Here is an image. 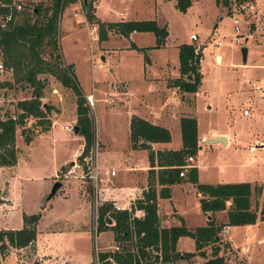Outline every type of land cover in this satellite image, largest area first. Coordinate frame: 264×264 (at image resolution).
<instances>
[{"label": "rangeland", "instance_id": "374dc122", "mask_svg": "<svg viewBox=\"0 0 264 264\" xmlns=\"http://www.w3.org/2000/svg\"><path fill=\"white\" fill-rule=\"evenodd\" d=\"M177 1L86 0L83 3L82 0H76L59 14L55 28V51L52 52L47 45H43L40 49L39 55L44 61L52 62L57 56L56 62L59 67L62 69L67 67L72 72L83 96L92 94L94 97V107H90L85 100L89 107L95 143L100 141L105 145L104 153L97 145L101 167L113 165L115 158L120 165L127 164V167H124L127 170L131 167L147 166V159L143 154L136 155L135 158L132 156L129 161L126 158L130 156L129 152L124 151L127 147V129L122 116L123 111L117 107V98L111 94V87H116L115 85L120 81H134L124 92L128 105L136 107L139 103H145L148 108L155 107L160 99L164 100L162 93L159 94L164 87L158 81L149 83L142 79L145 63H147L146 47L156 45L155 36L151 33H136L128 38L108 31L106 32L107 41L101 43L102 53L98 45L99 41L91 39L90 35L88 40L86 35L91 28H97L95 23H89L84 18L86 4H90L92 9L93 4L96 6L95 14L98 18L94 15L93 17L99 23L151 21L158 28L164 29L163 37L157 41L159 43L155 49L158 50L150 56L154 65L147 69L146 75L149 73L152 77L159 78L160 74L167 71L166 64L170 65L169 70L173 65L177 66V50L180 45L190 43L194 47L203 48L200 68H198L202 78L201 94L196 97L191 112L196 117L199 132L204 136L209 130L231 134L248 129L247 131L256 134L264 129L262 119L264 91L260 94V89L264 88V0H251L249 2H251L252 10L241 11L242 16L238 25L239 37L236 43L231 36L233 33L231 9L217 5L215 0H187L189 5L183 12L176 7ZM24 2L26 3L25 13H29L35 6L48 7L50 4L49 0H24ZM182 5L184 2H181L180 7ZM92 11L94 14V9ZM120 13L122 16L119 15ZM18 15L15 14L14 21L19 20ZM36 18L32 17V19ZM95 32L93 35H97V29ZM190 34L195 35L197 40L190 41ZM215 41H220L221 45L215 47L213 45ZM241 48L246 50L244 63H242ZM214 54L220 59L218 64L215 63ZM100 57H104V61H101ZM0 63L3 64L1 54ZM98 65L101 68H97ZM36 78L44 87L39 101L42 105L41 109L48 108L45 116L47 121L51 122V128L48 132L45 130L43 131L45 133L40 134L45 125H40L38 119L29 118L23 127L15 130L14 149L16 152L20 151V155L14 175L18 179H15L11 186L24 212L32 214L41 211L35 240L36 252L44 260V264H97L98 254L122 252L124 249L135 251L133 241H114L113 234L109 230H104L102 233L97 230L96 241H93L89 202L87 206L84 201L81 203L79 200L81 183L73 178H63L60 172L63 170V168L60 170L62 163L65 160L68 161L71 154L83 143L79 135L63 131L64 126L75 125V98L70 90L62 87L52 76L38 74ZM0 83H5V86L0 88V120H4L6 117H15L18 114L15 108L16 103L30 99L32 89L21 81L15 82L11 70L4 66L0 72ZM165 98L171 104H176L178 101L174 96L169 97L168 93H165ZM243 110L247 112V116L242 115ZM168 126L173 130L172 125ZM172 132L170 146H177L180 142L179 133ZM38 134H40L39 137H37ZM262 136L264 138V132ZM25 138H29V145L24 143ZM201 146L204 155L196 158L194 165L201 167V179L204 184L212 183L211 185L214 186L264 181V164H258L257 172L251 173L256 166L247 164L242 159L239 162H243L244 168L237 170V176L231 179L219 177L220 172L216 173V171L220 168L213 170L211 162L217 156L221 158V155L217 153V150L212 151L210 147L214 146L209 144ZM263 147L261 144L255 147L262 158H264ZM229 153L226 154L225 161L237 167L232 157L235 155L231 156ZM103 154L106 155V164ZM199 159H201L200 164H198ZM1 174L0 172V190L4 185L2 181L9 177V170ZM126 180L127 178L124 181ZM54 183H59L60 188L48 201L47 196ZM182 187L184 192L180 187H174L171 204H165L164 213L169 214L173 210L176 215L169 218L167 222L179 225L183 221L193 230L200 228L204 224V217L197 199L189 185ZM253 187L256 191H252L250 196V209L256 212V220L263 221L264 218L259 215L264 207L263 194L261 191L258 193L257 190H262L264 185L255 184ZM123 188L127 189V186L124 185ZM185 191L186 194H184ZM44 205L47 210L45 207L40 210ZM120 205L124 204L120 203ZM54 222L61 224L60 231L44 230ZM105 224L103 227H107L106 229L112 227L114 225L112 218ZM257 225L252 228L254 230L252 238L245 235L246 226L229 229L230 233L225 239L221 234L220 255L229 261L228 264H241L242 261L238 259V256H245L249 264H264V221L258 222ZM229 244L238 256L228 248L225 249ZM211 248L209 244V251L205 250V253L210 255ZM244 248L247 249L245 254L242 253ZM177 249L183 253L195 252L193 241L188 237L179 239ZM151 254L157 255L158 259L156 262L151 260L148 264H166L160 262L158 253L151 251ZM34 255V248L16 252L15 263L41 264L40 259ZM178 260L174 263L176 264ZM200 262V257L194 255L187 261L179 260L178 264H200Z\"/></svg>", "mask_w": 264, "mask_h": 264}, {"label": "trees", "instance_id": "16d2710c", "mask_svg": "<svg viewBox=\"0 0 264 264\" xmlns=\"http://www.w3.org/2000/svg\"><path fill=\"white\" fill-rule=\"evenodd\" d=\"M48 7L41 5L31 8L29 13H19L17 18L5 28H0V54L2 67L11 70L15 82H23L32 89L31 97L28 100L18 101L15 108L18 114L15 117H6L0 120V167H11L15 164L16 151L14 149V133L17 128L23 127L29 118L38 119L40 125H45L42 131L50 127V122L46 119L47 107L41 109L40 98L42 97L43 84L36 76L38 74H48L64 88L70 90L75 98V125L78 133L83 139V154L94 144V129L89 118V107L86 105V98L80 91L72 72L67 68H60L56 62L44 61L39 53L43 45L50 47L51 51L56 49L55 28L60 12L76 0H49ZM251 1V0H246ZM6 0H0L4 4ZM181 2L184 5L180 7ZM217 5L222 7L226 3ZM188 1L178 0L176 7L183 12L188 7ZM5 10L0 6V16ZM37 17L32 19V17ZM84 18L89 23H95L98 31V41L106 39V32L113 31L116 34L126 37L131 32L151 33L158 39L162 38L165 31L158 28L154 22H118L99 23L93 17L90 4L85 5ZM201 50L195 51L192 45H180L178 47V72L179 78L169 81L173 87L180 92L194 94L200 85V74L198 72L201 59ZM5 83H0V88ZM9 86V85H8ZM24 129L22 128V131ZM129 143L132 149H143L149 151L151 143H167L170 139L166 129L151 125L144 120L131 117L128 125ZM179 131L181 149L157 153L158 162L167 169L157 171V183L164 186L158 193L160 198H168L169 190L167 186L175 184L180 172V167L184 166L183 158L193 156L196 153V123L192 118L179 119ZM29 138L24 139V143H29ZM148 162L152 164V154L148 152ZM168 164V165H167ZM62 170V169H61ZM188 180L195 185L199 194L203 197L199 199L200 211L210 217L206 226L194 230L187 229L181 222L178 227L160 229L156 216V194L153 184L148 183V189L143 193L141 200H137L134 209L141 210L143 216L140 218H129L126 211L110 213L114 225L106 229L103 227L106 222L105 213L110 211V205H103L99 208L98 232L109 230L113 234L114 241H133L135 251L124 249L122 252H112L97 255V264H148L157 255L151 254L154 251L159 254L160 262L170 264L177 259L189 260L193 253L175 252V243L180 237H188L193 241L196 255L203 259L201 264H226V259L220 255L221 226H215L212 215L216 212H226L227 226H249L256 222V212L250 209V196L252 191L247 183L238 184H218L200 185L197 184L194 169H190ZM150 174H152L150 172ZM185 177V176H184ZM182 178V177H181ZM263 194L262 190L257 192ZM226 203L228 205L226 206ZM132 208V209H133ZM259 215L264 218V207ZM40 218V214L22 215V228L15 231H0V256H4L8 247L16 250L32 248L35 239V226ZM132 243V242H131ZM219 243V244H217ZM211 245L209 257H205L202 249ZM216 244V246H214ZM214 246V247H213ZM228 245L225 247L227 248ZM146 260V261H145Z\"/></svg>", "mask_w": 264, "mask_h": 264}, {"label": "crops", "instance_id": "0c3cea01", "mask_svg": "<svg viewBox=\"0 0 264 264\" xmlns=\"http://www.w3.org/2000/svg\"><path fill=\"white\" fill-rule=\"evenodd\" d=\"M221 6V5H220ZM93 9H94V16H96L95 14V9L96 6H94L93 4ZM92 9V10H93ZM187 9V8H186ZM120 16H122V14H119ZM96 18H98L96 16ZM133 21V20H131ZM120 22H125V21H120ZM108 23V22H107ZM118 23V22H117ZM137 32H131L127 37L129 38V36L135 35ZM118 35V34H116ZM191 35V34H190ZM108 36L106 35V39L103 41H99V48L101 49V52L103 53V48L101 46V43H104L105 41H107ZM190 40V39H189ZM131 44H133V46H135L136 48H138L135 43H133L132 41H130ZM188 45H192L188 43ZM194 47V46H193ZM155 46H148L146 47L147 51L145 52V60H147V63H145V69L143 72V80H147L149 83H151V81H158L159 84H163L164 90L160 91V93H162V96L164 97V100H159L158 103H156L155 107H150L148 108L147 106H145L146 104H138V106H132V105H128V101H127V96L124 94V92L129 89L131 82L134 81H120L118 82L113 88V86L111 87V91L113 95H115V97L117 98V107L121 108L122 112V116L124 117V123H125V127L127 129V147H125V152H129L130 156H126L127 160L129 161V158L132 159V156L139 155V154H143L145 156V158L147 159V166H143L140 168H129L130 170H127L124 167H127V164L125 166H122L119 164V162L116 160H113V165H109L106 166V168L113 170L116 172V177L113 180V185L111 187H109V189L106 191V195H105V199L107 200L106 205H110L109 203L114 202L116 205H119L122 208H126V207H134L135 202L137 200H141L143 197V193L146 192V190L148 189V183L149 184H153L154 189H155V194H156V216L158 219V227L160 229H168L170 227H178L179 225H173L172 222L168 223L167 220L171 217H176V215L174 214V211L172 210L171 213L167 214L164 213L163 209L165 207V204H171V197H172V190L174 187L178 186L181 188V191L184 192V189L182 186L185 185H189L191 192L194 193V196L197 199V203L199 201L200 198L203 197L202 194H199L195 188V185L190 183L188 178V175L190 176V169H194L195 171V175H196V180H197V184L200 185H211V184H204L202 182L201 179V167H199V165H194L196 158H201L204 155V150L202 149L201 145H206L208 143H206V141L208 140H212L215 139L217 137H223L224 138V145H221L220 143H211L209 145L214 146V147H210L212 148V151H216L217 153L221 155V158H219V156H217L216 158L213 159V161L211 162V168L214 170H216L217 167H219V171H216V173H219V177H227V178H233L235 176H237V170L239 169H243V162H246L247 164L250 165H255L256 167L254 169H252L251 173H256L257 170V165L258 164H264V158L261 157V154L259 152L256 151L255 147H259V145L261 144L262 146H264L263 143V136L262 133L264 132V129L258 131L256 134L254 132H250V131H241L238 133H226V132H220V131H216V130H209L205 136L204 134L199 132L198 129V125H197V121H196V117L194 116V113H192V108L194 107V103H195V99L196 97L200 96L201 91V80H200V85L196 91V93L194 94H188V93H183L180 92L176 87H173L171 85V83L169 81L172 80H176L179 78V72H178V64L177 66H172V69L169 67L170 65L166 64V66L168 67L167 71H164V73L160 74V77H152L149 73H147V75L145 74V72L147 71L148 68H150L152 65H154V63H152L150 56L154 51H157L158 49H155ZM195 51L197 50H201V56H202V47L201 46H197L194 47ZM105 54V52H104ZM142 55V53H141ZM144 56V55H143ZM101 61H104V57H100ZM177 59H178V50H177ZM202 59V57H201ZM200 59V61H201ZM214 59H215V63L218 64V62L220 61L219 57L214 54ZM200 63V62H199ZM200 68V67H199ZM171 71V72H170ZM111 72V71H109ZM174 72V75H173ZM172 73V74H171ZM147 76H145V75ZM173 75V76H171ZM202 79V78H201ZM260 94H263L262 92L264 91V88L260 89ZM169 94V97H176L177 98V102L176 104H171L168 102L167 98H165V93ZM161 96V97H162ZM86 98V100L88 99V97H91L92 99V107H94L95 103H94V97L92 96V94H87L84 96ZM188 100H190L189 102H187ZM247 103H248V99H247ZM107 104H109V101H107ZM143 107H140L142 106ZM247 116V115H245ZM131 117H137L140 118L142 120H144L145 122L154 125V126H158L161 128H164L168 131L170 139L167 143H151L149 144V151L147 150H143V149H132L129 143V130H128V125H129V121L131 119ZM180 118H192L195 120L196 123V154H195V158L194 156H190L192 158L191 162H186V158L188 157H184L183 158V163L184 165H188L189 168L186 170L185 173V177H180L177 182L175 184H172L170 186H167V189L169 190V195L168 198H160L158 196L159 191L164 187L161 185H158L157 183V171L161 170V169H167L168 167H165L163 165L166 164H160V162H158L159 157H157V153H164V152H169V151H178L181 149V140L179 142V145L177 143V146H170L171 143V134L173 133L172 131H177L179 133V137H180V131H179V119ZM262 119L264 120V116L262 117ZM168 125H172V129L170 128V126ZM51 128V122H50V127L48 128V130H46L45 132H48ZM64 131V130H63ZM45 132H40L41 133H45ZM67 133V132H66ZM40 134L37 135V137L40 136ZM77 135V134H75ZM29 145V144H27ZM97 145L99 147H101L100 149L103 151L105 150V145L102 144L100 141H98ZM83 143L81 145H79L76 150L71 154L70 159L67 161L65 160L60 168V170L62 168H64V166L66 164H68V162L70 163V161L76 157V155H78L82 149ZM232 149V150H231ZM203 150V151H202ZM222 150H224L222 152ZM231 150V151H230ZM262 150L264 151V147L262 148ZM148 152L152 154L153 157V162L152 164H149L148 162ZM230 152V153H229ZM231 154L235 155L232 156L234 159V163L237 164L236 166H232L231 163L226 162L225 161V157L226 154ZM20 155V151H18L16 153V160H15V164L14 166L11 167H0V172L2 173L1 175H3V173H5V171L7 172L9 170V177L4 179L3 182V186L2 189L0 190V231H15V230H20L22 228V215H32V214H40V218L35 226V239L34 242L32 244V248H34V253L36 257H38L40 259L41 264H44V260L41 259L40 255L36 252L35 250V240H36V236L38 234L37 228H38V224L39 221L41 220V211L40 212H36V213H32V214H27L26 212H24V209H22V204L20 201L17 200L16 196H14L13 191L11 190V186L13 184V182L15 181V179H18L15 175V169L17 168V161H18V157ZM104 155V154H103ZM101 157V156H100ZM104 157V159H103ZM102 157V159L104 160L105 164H106V155H104ZM219 158V159H218ZM119 159V158H118ZM243 162H239V160H241ZM67 161V162H66ZM120 161V160H119ZM197 161V160H196ZM100 163V162H99ZM201 163V159L198 160V164ZM239 163V164H238ZM168 165V164H167ZM105 167V166H103ZM221 170V171H220ZM150 172L152 174H150ZM125 178H127L126 181ZM218 179V178H216ZM6 183V185H5ZM242 183H247L250 185V187L252 188L253 185L255 184H263L264 185V181L258 182V181H252V182H242ZM1 185V183H0ZM126 185L127 189H124L123 186ZM218 185V184H216ZM81 189L79 191V200L81 203H83V201L86 203V205L88 206V202H89V193L87 189H84V187L82 186V184L80 185ZM57 191V190H56ZM56 193V192H55ZM186 194V191L185 193ZM49 201V200H48ZM47 201V203H48ZM120 203H123L124 205H120ZM228 205V203H226V206ZM199 206V203H198ZM44 207L46 208V206H42L40 208V210L44 209ZM51 208V207H50ZM47 210V208H46ZM168 215V218H167ZM204 217V224L202 227L206 226L207 222L209 220L206 219V215L203 214ZM213 218V223L215 226H221V229H225L227 231V233L225 235H223L222 237L225 239L226 235L229 234V229H232L234 227H240V226H227V222H226V212L222 211V212H216L212 215ZM182 221V220H181ZM264 221V220H263ZM260 221L259 219L256 220V222L253 225H249L246 226L247 230L245 231V235L248 238H252V236L254 235V230L252 228H255L258 222H263ZM183 223V221H182ZM183 225L187 228V229H192L190 227H187L184 223ZM61 224L58 222H54L51 223L50 225L47 226V228L45 227L44 230H46L47 232H57L61 230ZM71 228V226L69 227ZM193 230V229H192ZM102 233V232H100ZM182 238V237H180ZM177 239L176 243H175V252L182 254L183 252L178 251L177 249V243L179 241V239ZM258 242V240L256 241ZM209 245L205 246L202 249V252H204L205 257H209V253L206 254L205 250H208ZM230 251L234 252L236 255L237 253L235 251L232 250L231 245L229 244L227 247ZM226 249V248H225ZM22 250H16L14 248L8 247L6 250V253L4 256H0V264H16L15 261V254L16 252H21ZM209 251V250H208ZM247 249L244 248L242 250V253H246ZM196 252H194L193 254H195ZM238 256V255H237ZM18 257V256H17ZM201 262L202 263L203 259L200 257ZM238 259L242 261L241 264H249L247 262V259L245 256H238ZM2 260V261H1ZM179 260H183V259H179ZM179 260L176 264L179 263ZM229 261L226 262V264H228ZM169 264V263H168ZM170 264H175L170 263Z\"/></svg>", "mask_w": 264, "mask_h": 264}, {"label": "built area", "instance_id": "2783aa9c", "mask_svg": "<svg viewBox=\"0 0 264 264\" xmlns=\"http://www.w3.org/2000/svg\"><path fill=\"white\" fill-rule=\"evenodd\" d=\"M220 4L226 3V6L230 11V19L233 26L232 38L233 42H237V38L239 37V19L242 16L241 11L252 10L251 2L246 0H218ZM26 3L24 0H6L4 4H0V6L5 10V12L0 16V28H5L7 25L14 21L15 14H19L24 12ZM97 29V28H96ZM96 29L91 28L90 32H87L88 35L91 36V39L98 40V31L97 35H93L96 33ZM94 36V37H93ZM190 41H196L197 38L195 35L191 34L189 36ZM90 40V38H88ZM213 45L219 46L221 45L220 41H215ZM94 67V66H92ZM97 68H101L100 65ZM3 70V67L0 63V72ZM92 98L88 97L87 104L92 107ZM242 115H247L245 110L242 111ZM73 127L64 126L63 130L67 133L73 134ZM83 147V146H82ZM81 149L80 153L74 157L70 163L65 165L61 172L63 174V178H73L78 181L88 190L89 193V205L91 212V235L92 239L95 242L97 238V230H98V219H99V208L103 205H106L107 200L105 199L106 191L113 185V180L116 177V172L110 170L108 168L101 167L98 160V150L97 143L88 150L86 154H83ZM192 158L187 157L186 162H191ZM189 168L188 165H184L180 167V172L178 173V177H184L186 170ZM112 207L110 212L107 211L105 213V218L107 219L105 223L111 221L109 217V213L112 211L120 212L126 211L129 214V218H140L143 216V212L138 209H134L133 207L122 208L117 206L114 202L109 203ZM133 208V209H132ZM104 223V226L106 225ZM222 235H225L227 231L222 229L220 232Z\"/></svg>", "mask_w": 264, "mask_h": 264}, {"label": "water", "instance_id": "95a60500", "mask_svg": "<svg viewBox=\"0 0 264 264\" xmlns=\"http://www.w3.org/2000/svg\"><path fill=\"white\" fill-rule=\"evenodd\" d=\"M83 3L86 2V0H82ZM245 57H246V50L244 48H241V58H242V63L245 62ZM58 112V110L56 111ZM78 133V127L76 125H74L73 127V134H77ZM206 143L211 144V143H220L221 145H224V138L223 137H217L215 139L212 140H208L206 141ZM60 188V184L59 183H54L52 185V187L50 188L49 194L47 196V200L50 199L56 192V190ZM210 217H207V220H209ZM158 259V256L154 257V260L156 261Z\"/></svg>", "mask_w": 264, "mask_h": 264}]
</instances>
